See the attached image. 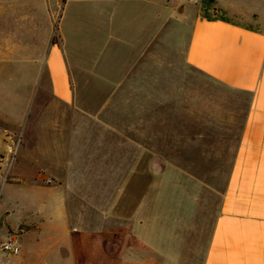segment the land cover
<instances>
[{"label":"crops","instance_id":"0c3cea01","mask_svg":"<svg viewBox=\"0 0 264 264\" xmlns=\"http://www.w3.org/2000/svg\"><path fill=\"white\" fill-rule=\"evenodd\" d=\"M201 1L123 4L154 10L150 27L128 43L131 59L174 42L167 28L176 19L186 64L223 91L206 111L192 100L185 116L182 99L114 98L131 84L119 71L114 80L101 74L95 61L107 42L126 40L99 37L105 43L88 47L84 62L88 40L66 35L65 0L59 42L50 36L37 47L45 55L42 92L28 117L10 121L22 132L9 186L31 195L17 199L21 213H0L15 217L0 227V245L14 235L19 247L0 248V264H264V19L236 0H213L217 11L201 16ZM116 8L99 2L90 12Z\"/></svg>","mask_w":264,"mask_h":264},{"label":"rangeland","instance_id":"374dc122","mask_svg":"<svg viewBox=\"0 0 264 264\" xmlns=\"http://www.w3.org/2000/svg\"><path fill=\"white\" fill-rule=\"evenodd\" d=\"M79 1L71 0L66 8L63 23L65 33L71 41H75L79 35L88 40L84 62H88L93 55L89 48H101L105 43L102 40L111 32L126 40L107 42L104 45L105 50L95 61V67L101 74L114 80L119 71L121 83L131 84V90L121 88L117 93H113L114 98L121 100L146 98L158 101L161 96H167L182 99L185 102V116L190 113L192 100L199 101L201 110L206 111L208 100L223 99V91L213 81L186 64L185 44L178 42L183 34L182 28L176 19L169 21L167 28V34L174 42L166 45L152 44L145 53L136 54L138 57L131 59L128 43L137 40L143 28L150 27V17L154 10L144 7L124 8L123 4L128 3V0H82L81 3ZM236 1L254 7L264 19V0ZM99 2L106 3L110 8L117 6L116 11H107L104 14L90 12L93 5ZM63 5V0H0V213L6 209L13 214L21 213L22 205L16 204L17 199L31 195V189L28 187L9 186V183L15 181L10 179L7 168L18 146V133L22 132V128H17L19 131L16 129L21 127V124L17 126L10 121L18 123L28 117L37 94L42 92L45 84L43 74L45 55L39 58L37 47L43 45L50 36L59 42L55 27L58 26ZM212 6L213 0H202L201 16L211 17L217 11V9L213 11ZM204 7H210L211 10ZM99 37L103 39L99 40ZM145 84L152 88L144 92ZM164 84L167 85V91H160V85ZM88 87L90 98L95 94L94 85L89 84ZM100 98L101 94L97 97L95 95L94 99ZM187 127L191 132L190 124L185 125V132ZM204 129L206 130V125ZM208 142L206 138L201 139L200 147L207 146ZM184 146L185 148L192 146L191 139L187 138L186 133ZM3 147L5 154L1 150ZM199 174L203 177L208 175ZM14 218L3 214L0 218V227L10 228V222ZM2 234L3 231L0 230V237Z\"/></svg>","mask_w":264,"mask_h":264},{"label":"built area","instance_id":"2783aa9c","mask_svg":"<svg viewBox=\"0 0 264 264\" xmlns=\"http://www.w3.org/2000/svg\"><path fill=\"white\" fill-rule=\"evenodd\" d=\"M0 248L4 252L17 253L19 250V247L17 245L16 237L14 235L9 236L6 241L1 243Z\"/></svg>","mask_w":264,"mask_h":264},{"label":"trees","instance_id":"16d2710c","mask_svg":"<svg viewBox=\"0 0 264 264\" xmlns=\"http://www.w3.org/2000/svg\"><path fill=\"white\" fill-rule=\"evenodd\" d=\"M65 2V0H63V3Z\"/></svg>","mask_w":264,"mask_h":264},{"label":"bare ground","instance_id":"6f19581e","mask_svg":"<svg viewBox=\"0 0 264 264\" xmlns=\"http://www.w3.org/2000/svg\"><path fill=\"white\" fill-rule=\"evenodd\" d=\"M4 164V163H3Z\"/></svg>","mask_w":264,"mask_h":264}]
</instances>
